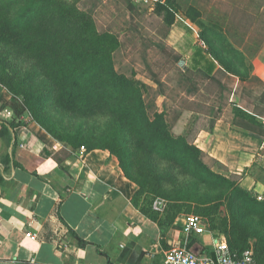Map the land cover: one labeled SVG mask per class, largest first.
Returning <instances> with one entry per match:
<instances>
[{"label":"trees","instance_id":"obj_1","mask_svg":"<svg viewBox=\"0 0 264 264\" xmlns=\"http://www.w3.org/2000/svg\"><path fill=\"white\" fill-rule=\"evenodd\" d=\"M157 1L155 11L165 14L167 35L185 6L187 16L202 26L201 35L212 51V41L226 48L225 40H212V29L198 20L201 12L189 0ZM233 7L230 15L239 26L236 31L249 32L251 26H240L251 22L253 15L238 2ZM121 46L120 37L100 29L94 16L75 0H0V86L10 94L6 106L14 119L29 114L65 148L110 151L125 176L138 185L134 204L153 218L158 211L152 201L160 196L201 216L218 238L221 226L214 216L225 205L229 212L223 219L229 225L225 242L242 252L249 247L247 238L255 237V259L264 264V200L236 179L216 172L204 152L174 129L166 110L158 108L160 89L138 79L135 70L126 73L117 68ZM172 58L185 73L198 70L215 79L208 62L199 70L186 65L176 51ZM220 62L240 75L232 61ZM152 79L161 87L158 76ZM234 115V120L263 126L257 114L241 107L234 108ZM1 123L4 134H9V125L20 124Z\"/></svg>","mask_w":264,"mask_h":264},{"label":"crops","instance_id":"obj_2","mask_svg":"<svg viewBox=\"0 0 264 264\" xmlns=\"http://www.w3.org/2000/svg\"><path fill=\"white\" fill-rule=\"evenodd\" d=\"M213 1L209 0L210 13ZM189 5L201 12L198 20L212 29V40H225L226 48L212 41V51L201 35L202 26L187 16L189 8L183 6L167 38L176 24L194 31L197 40L186 39V34L170 40L186 65L201 70L208 62L211 75L224 78L221 71L229 75V69L220 59L239 58L242 69L236 67L240 75L235 74L244 76V81L257 77L260 88L249 90L264 91V62L259 55H252L254 51L249 54L244 49L247 40H255L251 30L264 26V5L259 3L255 12L240 5L253 15L249 32L240 31L241 37L230 15L234 3L226 1L225 20L211 15L208 22L206 4L189 0ZM213 30H218L219 36ZM9 98L0 86V264H164L165 252L185 237V217L194 213L174 202L157 218L149 216L134 204L138 185L125 176L115 155L103 149L73 151L63 147L29 114L14 119L6 106ZM259 116L263 125L259 128L264 129V117ZM208 117L199 119L203 124L188 140L204 152L205 159L215 162L212 168L216 172L234 177L241 187L264 200V133L255 132L245 121ZM13 120L20 124L15 128L9 125V134L1 133V122ZM256 170L261 171V177ZM29 230L37 239L26 237ZM215 241L205 221V231L191 235L189 244L199 254H211Z\"/></svg>","mask_w":264,"mask_h":264},{"label":"rangeland","instance_id":"obj_3","mask_svg":"<svg viewBox=\"0 0 264 264\" xmlns=\"http://www.w3.org/2000/svg\"><path fill=\"white\" fill-rule=\"evenodd\" d=\"M75 1L79 8L94 16L100 29L111 30L120 37L122 46L116 53L117 68L126 73L135 70L138 79L151 84L156 90L160 89L158 92L161 94L157 96L159 110L165 109L173 121L174 129L186 134L189 139L192 140L198 131V127L203 124L199 119L213 116L234 120V108L236 106L252 114L260 115L259 117H264V91L249 90L260 88L257 77L244 81L231 71L228 72L229 75L226 74L227 72L221 71L225 75L224 78L209 79L202 72L190 71V73H185L172 62L175 49L170 40H179L184 34L188 40H197V37L189 26L183 25L181 28L176 24L172 27L170 39L167 38L169 27L164 23L165 14L155 11L157 0ZM197 1L200 4H206L207 8H204V14L205 21L208 22L211 15L214 18L225 20L226 1L227 4L238 2L241 6L249 7V10L255 12L263 0H216V2L213 1L212 13L208 7L210 5L209 0ZM181 3H184V0H181ZM262 23L264 24V19ZM249 24V22L243 23L241 28ZM234 30L236 31V29ZM196 31L200 34V30L197 29ZM250 33L255 40H247L245 44L247 47L244 49L249 54L250 51H254L252 55H259L264 62V40H261L262 37L264 38V26H255ZM242 34L243 32H237L239 37ZM258 38L260 40H257ZM259 47L260 53L257 52ZM228 60L232 61L234 67L242 69L239 59ZM153 75L161 79V87L153 81ZM4 90L8 93L5 88ZM258 103H262L263 106L258 105ZM195 120L197 122L194 124ZM235 120L245 121V124L251 126L255 132L264 133V129H260L258 125L250 121L241 118ZM207 125L209 122L206 123ZM205 160L211 166L215 165L211 159ZM220 169H224V167H220ZM223 172L225 173V169ZM255 173L258 177L262 176L259 170H256ZM141 199L144 200V196H141ZM155 199L153 200L155 201ZM154 201H152V208ZM166 205L171 206L170 203H166ZM155 212L157 211L155 210ZM158 213L153 214L158 217ZM228 213L226 206L222 205L217 215L214 216L218 218L221 226L220 236L216 238L217 241H226L227 239L224 231L228 230L229 225L227 222L224 225L223 219L229 216ZM247 241L249 245L256 244V238L253 236L248 237Z\"/></svg>","mask_w":264,"mask_h":264},{"label":"built area","instance_id":"obj_4","mask_svg":"<svg viewBox=\"0 0 264 264\" xmlns=\"http://www.w3.org/2000/svg\"><path fill=\"white\" fill-rule=\"evenodd\" d=\"M165 206V199L160 197L155 199L153 208L156 211L163 212ZM204 231L205 221L201 216L197 214L187 215L182 228L185 237L165 252L164 264H257L252 246L242 252H236L230 248L227 242L215 241L211 254L195 252L189 244L190 236L193 234L200 235ZM26 237L37 239V235L30 230L26 232Z\"/></svg>","mask_w":264,"mask_h":264}]
</instances>
